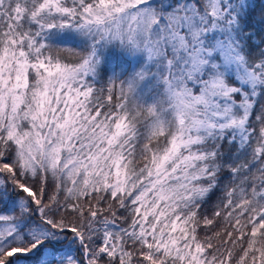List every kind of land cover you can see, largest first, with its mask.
<instances>
[{"label": "snow or ice", "instance_id": "6c2138e0", "mask_svg": "<svg viewBox=\"0 0 264 264\" xmlns=\"http://www.w3.org/2000/svg\"><path fill=\"white\" fill-rule=\"evenodd\" d=\"M0 264H264V0H0Z\"/></svg>", "mask_w": 264, "mask_h": 264}]
</instances>
